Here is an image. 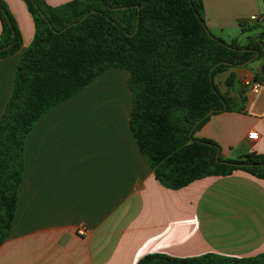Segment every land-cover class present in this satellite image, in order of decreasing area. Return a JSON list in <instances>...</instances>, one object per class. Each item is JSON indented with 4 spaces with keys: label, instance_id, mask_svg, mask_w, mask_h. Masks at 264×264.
<instances>
[{
    "label": "crops",
    "instance_id": "0c3cea01",
    "mask_svg": "<svg viewBox=\"0 0 264 264\" xmlns=\"http://www.w3.org/2000/svg\"><path fill=\"white\" fill-rule=\"evenodd\" d=\"M22 35V49L0 59V116L11 96L21 54L35 24L24 0H4ZM60 6L71 0H46ZM209 30L241 46L239 22H264V0H203ZM2 22L0 20V36ZM264 44V38H263ZM264 57L214 78L235 109L212 114L197 139L220 146L223 158L264 154ZM129 71L110 67L29 131L25 169L0 264H137L148 254L246 258L264 254V179L236 170L180 189L163 186L130 126ZM234 75L233 86L227 85ZM242 96V98L240 97ZM257 139H250V132ZM83 227L84 234L78 229Z\"/></svg>",
    "mask_w": 264,
    "mask_h": 264
},
{
    "label": "trees",
    "instance_id": "16d2710c",
    "mask_svg": "<svg viewBox=\"0 0 264 264\" xmlns=\"http://www.w3.org/2000/svg\"><path fill=\"white\" fill-rule=\"evenodd\" d=\"M24 2L35 36L21 54L0 116V246L13 226L29 131L47 111L110 67L130 73V126L163 186L180 189L236 170L264 179V154L225 159L216 142L194 137L212 114L235 109L214 78L264 57V22H239L242 32L258 30L241 46L209 30L203 0H71L56 7L46 0ZM0 20L2 59L19 52L23 40L3 0ZM255 79L264 83V66ZM234 80L231 75L227 85L233 86ZM137 264H264V254L183 258L155 253Z\"/></svg>",
    "mask_w": 264,
    "mask_h": 264
},
{
    "label": "built area",
    "instance_id": "2783aa9c",
    "mask_svg": "<svg viewBox=\"0 0 264 264\" xmlns=\"http://www.w3.org/2000/svg\"><path fill=\"white\" fill-rule=\"evenodd\" d=\"M251 20H254V21H262L256 15H252L251 16ZM244 85L246 87H248L252 91H257L261 86L264 85V83L262 81H260V80H256L255 78H253V79H247V80H245ZM249 138L250 139H257L258 138V133L255 132V131L254 132H250ZM78 232H79V234H84L85 233V230H84L83 227H80L78 229Z\"/></svg>",
    "mask_w": 264,
    "mask_h": 264
},
{
    "label": "rangeland",
    "instance_id": "374dc122",
    "mask_svg": "<svg viewBox=\"0 0 264 264\" xmlns=\"http://www.w3.org/2000/svg\"><path fill=\"white\" fill-rule=\"evenodd\" d=\"M4 1V0H3ZM5 2V1H4ZM6 3V2H5ZM8 6V5H7ZM258 33V30L246 31L244 34L240 35V42L245 43L249 37H254Z\"/></svg>",
    "mask_w": 264,
    "mask_h": 264
},
{
    "label": "water",
    "instance_id": "95a60500",
    "mask_svg": "<svg viewBox=\"0 0 264 264\" xmlns=\"http://www.w3.org/2000/svg\"><path fill=\"white\" fill-rule=\"evenodd\" d=\"M246 64H247V63H246ZM263 65H264V62L261 63V66H263Z\"/></svg>",
    "mask_w": 264,
    "mask_h": 264
}]
</instances>
